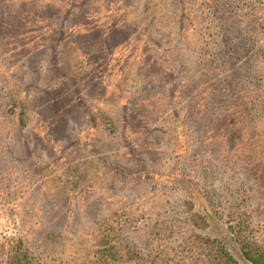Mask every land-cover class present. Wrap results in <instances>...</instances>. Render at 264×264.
<instances>
[{"label": "rangeland", "instance_id": "374dc122", "mask_svg": "<svg viewBox=\"0 0 264 264\" xmlns=\"http://www.w3.org/2000/svg\"><path fill=\"white\" fill-rule=\"evenodd\" d=\"M232 3L258 27L253 42L221 30ZM63 77L81 99L72 127L42 98L24 130L0 117V264H230L226 247L252 264L233 226L264 243V0H0V102ZM113 220L125 235L105 258L97 241Z\"/></svg>", "mask_w": 264, "mask_h": 264}, {"label": "trees", "instance_id": "16d2710c", "mask_svg": "<svg viewBox=\"0 0 264 264\" xmlns=\"http://www.w3.org/2000/svg\"><path fill=\"white\" fill-rule=\"evenodd\" d=\"M232 3L229 5V8L232 9V14H234V16L232 17V20L229 21V19L224 20V22L222 23L221 26V30L226 33V34H235L238 38L244 37L245 35H247L249 37V40L251 42H253L254 39H256V35L255 32L258 30V27L256 28V26L254 25H250L249 29H247L245 23H243V18L245 14H241L240 10H238V6ZM169 10V14L172 13V8H168ZM219 12L221 14H223L221 10H219ZM76 17L78 19L79 15L81 13H75ZM156 15V14H155ZM168 15V13L166 12V14H161V18H164ZM212 15H214L213 12H209V13H205V17L208 18L209 20L212 19ZM187 18V17H186ZM197 18V17H196ZM156 19V18H155ZM189 19V18H187ZM251 20V18H250ZM192 21V20H191ZM156 22V20H155ZM228 25V26H227ZM227 26V27H226ZM247 29V30H245ZM196 30V29H195ZM227 30V31H226ZM184 31V30H183ZM59 30L56 31V34H59ZM114 33H110L109 36L105 37V40L109 39L112 37ZM90 36V35H87ZM217 36L219 37V34H217ZM254 42L257 43V40H255ZM79 49L78 50H82L85 51V46H87L88 44L84 41V39H81V41L79 42ZM85 45V46H84ZM248 45H251L250 43H248ZM252 46V45H251ZM239 47V46H238ZM254 48V47H253ZM250 48L246 53V57L248 62L252 61V49ZM41 50V49H40ZM92 55V54H91ZM245 55V54H244ZM81 75V78H89L90 73H87L85 75L84 70H79ZM253 76H255V74H253ZM80 78V79H81ZM84 78V79H85ZM91 82H94L93 80H90ZM57 87L56 88H51V87H45L43 88L42 86H37V87H33L31 85L26 86V92H27V97L26 100L23 101H19V99L14 95L10 98V100H8L6 103L4 101V103L0 102V117L7 119L8 121L18 118L19 121V127L23 128L22 130H24V127L28 124V118H29V113L31 112V108L32 105L34 103V101L39 100L40 98H42V101L40 102V109L44 110L45 112H47L49 115H52V119H55L56 122H64L68 125L74 124V119H78V115L73 114L76 113L79 105L81 104V99H75L74 94H75V87H69L70 85V79L68 77H63L58 83H57ZM52 89H54L55 91H60V90H64V94L62 96H54V95H50L48 99H43V96H46L49 94L50 91H52ZM1 90V88H0ZM3 91H5V89L3 88ZM71 93V94H70ZM237 93L236 90L233 91L232 95L234 96ZM250 101L253 102H261L260 99V94L259 92L255 91V93L250 94ZM2 95V94H1ZM0 95V96H1ZM4 96V95H2ZM1 99V98H0ZM219 113V112H218ZM103 119H108L110 120V122L113 124L115 122V118L110 119L111 116L103 114ZM74 116V117H73ZM262 116H264L262 114ZM261 116V117H262ZM126 118L129 117L125 115ZM259 117V116H258ZM182 120H183V124H188L190 125L187 126V133L190 132L191 134L195 133V126H194V119H193V115L191 114V111H186L185 114H183L182 116ZM249 125V139L250 140H254L256 139L259 134L258 131L256 130L257 127V122H250L248 123ZM189 127V128H188ZM197 127V126H196ZM24 135H26L25 131H23ZM31 136V135H30ZM31 138H28L26 136H22L20 139L22 140V146H24V151L25 150H30L32 151L33 148L31 146L32 141ZM24 140V142H23ZM7 148V147H5ZM260 149V150H259ZM258 148H253L251 151H244V153H246V161H250V153H253L255 155L259 154V151L261 152L262 147L260 146ZM1 154L6 155L5 150L2 151ZM262 160H264V157L261 158ZM262 163L260 161V163L255 164L254 166L252 165V167L256 168L257 171L262 169ZM263 186H264V182H263ZM231 195H233V199H234V207H235V212L237 214L243 213L242 209H241V203H242V199H245L246 201V197L243 196L240 193V189H236V190H232L231 191ZM239 201V202H238ZM244 203V201H243ZM199 223H201L203 225L204 228H206L208 226V221L204 216L199 215ZM116 220H113V225H107L105 224V227L103 229V232L100 234V238L97 241V251L100 253L101 256L103 257H115V248L117 247V244L120 242V239L122 237H124V227L123 225L120 224H115ZM233 228L237 229L238 235L242 236L243 238L240 240V249L241 252L243 253L244 257L252 264H264V243H259L257 241V237H255L254 235H252V233L249 231L248 234H242L246 231L247 226L243 227V221L239 220L234 222V226ZM241 233V234H240ZM201 236H204L203 234ZM210 235H208L206 233V239H209ZM217 253H219L221 256H226V260H228L230 262V264H238V262L232 257V255L230 254V252H228L227 247L225 249H221L217 250ZM137 254V253H136ZM25 256V254H22V257ZM107 263V262H105Z\"/></svg>", "mask_w": 264, "mask_h": 264}]
</instances>
